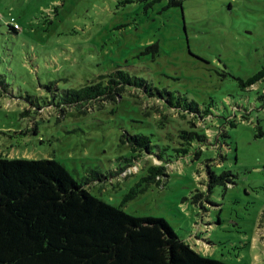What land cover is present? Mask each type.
Instances as JSON below:
<instances>
[{"label": "rangeland", "instance_id": "obj_1", "mask_svg": "<svg viewBox=\"0 0 264 264\" xmlns=\"http://www.w3.org/2000/svg\"><path fill=\"white\" fill-rule=\"evenodd\" d=\"M0 0V155L53 158L91 192L138 217L165 219L202 255L229 264H264V81L243 90L264 64V0ZM15 19L18 29L10 25ZM157 45L158 50H148ZM123 69L179 98L211 105L209 140L177 157L188 128L167 108L150 109L140 89L64 117L43 106L55 95ZM182 101V100H180ZM159 103H155L158 105ZM92 110V111H90ZM86 112V113H85ZM161 114V113H160ZM151 136L168 175L136 198L125 195L152 156L119 170L123 134ZM208 164L234 182L208 190ZM201 193L198 199L195 196Z\"/></svg>", "mask_w": 264, "mask_h": 264}, {"label": "trees", "instance_id": "obj_2", "mask_svg": "<svg viewBox=\"0 0 264 264\" xmlns=\"http://www.w3.org/2000/svg\"><path fill=\"white\" fill-rule=\"evenodd\" d=\"M183 4L184 0H169L168 6L183 8ZM12 18L10 25L16 30L19 26ZM148 50L157 51L158 46L151 45ZM239 81L243 90H251L264 81V64L254 75ZM7 84L0 76V86L6 88ZM128 87L142 90L151 103V111L162 119L166 118L162 112L167 108L177 121L189 125L178 131L177 157L190 154L194 144L198 145L195 157L200 156L202 146L209 140L201 130H205L210 119L211 105L204 107L185 97L175 101L176 96L170 91L157 89L145 78L123 69L63 90L43 106H33L57 107L67 117L82 113L81 107H90L95 101L117 100ZM259 98L264 102V93ZM263 134L260 129L257 135ZM121 145H126L131 155L122 157L119 170L134 166L147 156L160 161L146 168L145 175L125 195L126 203L152 183H163L162 177L168 175L167 166L172 161L164 160L147 134H123ZM207 170L209 191L215 185L234 182L235 175L230 170L218 174L209 164ZM102 175L92 170L90 177L78 181L56 159L0 155V264H229L202 255L165 219L134 216L123 206L93 194L89 183L100 180ZM201 196L198 193L195 198Z\"/></svg>", "mask_w": 264, "mask_h": 264}, {"label": "built area", "instance_id": "obj_3", "mask_svg": "<svg viewBox=\"0 0 264 264\" xmlns=\"http://www.w3.org/2000/svg\"><path fill=\"white\" fill-rule=\"evenodd\" d=\"M14 20V18H12V21ZM16 26H17V24H16Z\"/></svg>", "mask_w": 264, "mask_h": 264}]
</instances>
